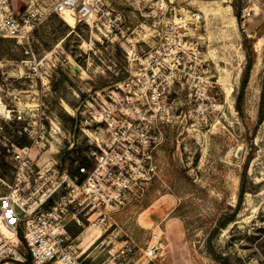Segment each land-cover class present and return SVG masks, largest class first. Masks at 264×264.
I'll return each mask as SVG.
<instances>
[{
  "label": "rangeland",
  "instance_id": "1",
  "mask_svg": "<svg viewBox=\"0 0 264 264\" xmlns=\"http://www.w3.org/2000/svg\"><path fill=\"white\" fill-rule=\"evenodd\" d=\"M10 1L18 10L52 2ZM174 3L202 15L199 69L208 98L199 110L201 100L190 102L182 91L178 122L148 147L144 165L154 172L130 177L128 196L107 210L115 239H97L84 264H116L123 240L140 257L154 232L158 249L141 264H264V0ZM123 10L127 35L113 42L54 12L34 25L29 43L0 35V150L29 139L30 146L41 135L30 151L33 163L56 158L74 172L90 150L82 128L94 98L135 68L126 50L148 47L158 26L156 17ZM52 123L63 144L73 143L62 154L54 152ZM11 169L0 164V194L12 182Z\"/></svg>",
  "mask_w": 264,
  "mask_h": 264
},
{
  "label": "built area",
  "instance_id": "2",
  "mask_svg": "<svg viewBox=\"0 0 264 264\" xmlns=\"http://www.w3.org/2000/svg\"><path fill=\"white\" fill-rule=\"evenodd\" d=\"M124 7L156 17L158 26L149 33L148 47L126 50L128 61L137 62L135 68L103 94L98 92V99L93 97L95 107L82 128L90 145L84 160L76 163L74 172L56 158L33 163L30 151L41 143V135L31 137L30 146L11 144L8 149L13 176L0 194V264H23L27 258L31 264H83L68 226L80 230L96 224L109 232L114 221L108 207L128 196L130 177L154 172L144 165L150 158L148 147L164 126L178 122L182 91L187 90L190 102L201 100L199 110L208 98L199 69L202 15L174 0H52L49 5L26 3L21 10L10 0H0V35L29 43L34 25L54 12L85 24L101 42H113L127 35ZM249 15L247 9L244 16ZM43 128L39 126L41 133ZM60 134L59 124L52 123L57 154L73 145L70 137L69 144H63ZM89 212L96 213L94 220ZM158 238L152 233L144 257L158 249ZM134 255L135 245L126 240L116 251V264H128Z\"/></svg>",
  "mask_w": 264,
  "mask_h": 264
},
{
  "label": "crops",
  "instance_id": "3",
  "mask_svg": "<svg viewBox=\"0 0 264 264\" xmlns=\"http://www.w3.org/2000/svg\"><path fill=\"white\" fill-rule=\"evenodd\" d=\"M88 216L91 220H94L96 217V213L89 212ZM68 228L75 236L74 241L78 247V251L81 253L82 261L87 256V250L97 239L111 240V239H115L114 237H116L112 232H106L105 228H103L100 225H96V224L85 226L84 228H81L80 230H77V228L74 225H69ZM123 241L125 242L126 240H123ZM109 252L112 253L111 251ZM143 258H145L143 255H141L140 257H137V254H136L131 260V262L132 264H141L143 263L142 261ZM145 261H146V258H145ZM48 264H54V263H48ZM108 264H113V263L110 262Z\"/></svg>",
  "mask_w": 264,
  "mask_h": 264
},
{
  "label": "trees",
  "instance_id": "4",
  "mask_svg": "<svg viewBox=\"0 0 264 264\" xmlns=\"http://www.w3.org/2000/svg\"><path fill=\"white\" fill-rule=\"evenodd\" d=\"M235 16L240 19V14L238 11L235 12ZM249 66H247L248 68ZM13 121H18L15 117L14 119H12ZM23 135H25L27 137V135L25 133H22ZM31 141L30 139L26 142V143H23V144H19L17 146L19 147H22V146H25V145H28ZM11 144V143H10ZM10 144H5L1 147V150H0V164L2 165H8V167L12 168L11 170H13V167H12V161L10 160L9 156H10V152L8 151L9 148H11V145ZM13 144V143H12ZM16 145V144H15ZM4 155V156H3ZM4 157H6V160H7V163L5 162L4 160ZM13 176V175H12ZM20 237L22 238V234L20 233ZM23 264H31L30 262V258H27V260L23 263Z\"/></svg>",
  "mask_w": 264,
  "mask_h": 264
},
{
  "label": "bare ground",
  "instance_id": "5",
  "mask_svg": "<svg viewBox=\"0 0 264 264\" xmlns=\"http://www.w3.org/2000/svg\"><path fill=\"white\" fill-rule=\"evenodd\" d=\"M63 19L65 20H67L68 21V23H70L71 25H72V23H74V20H73V18L72 17H70L69 15H67V14H65L64 16H63ZM2 104V103H1ZM1 107V106H0ZM3 108V107H2ZM2 112V111H1Z\"/></svg>",
  "mask_w": 264,
  "mask_h": 264
},
{
  "label": "water",
  "instance_id": "6",
  "mask_svg": "<svg viewBox=\"0 0 264 264\" xmlns=\"http://www.w3.org/2000/svg\"><path fill=\"white\" fill-rule=\"evenodd\" d=\"M76 68H78V67H76Z\"/></svg>",
  "mask_w": 264,
  "mask_h": 264
}]
</instances>
